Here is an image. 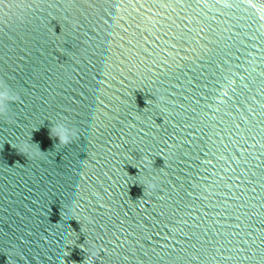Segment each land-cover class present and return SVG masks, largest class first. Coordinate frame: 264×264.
Masks as SVG:
<instances>
[{
    "label": "water",
    "instance_id": "obj_1",
    "mask_svg": "<svg viewBox=\"0 0 264 264\" xmlns=\"http://www.w3.org/2000/svg\"><path fill=\"white\" fill-rule=\"evenodd\" d=\"M0 85V264H264V0H0Z\"/></svg>",
    "mask_w": 264,
    "mask_h": 264
},
{
    "label": "clouds",
    "instance_id": "obj_2",
    "mask_svg": "<svg viewBox=\"0 0 264 264\" xmlns=\"http://www.w3.org/2000/svg\"><path fill=\"white\" fill-rule=\"evenodd\" d=\"M0 87H3V86L0 85ZM7 97H8L7 89H5L4 91H0V113H3L4 111L3 104H4V101L7 99ZM55 137L56 139H58L59 143L62 145H67L68 143H70V140L68 139V137L65 136L62 132H56ZM24 154L28 155V153H24Z\"/></svg>",
    "mask_w": 264,
    "mask_h": 264
}]
</instances>
